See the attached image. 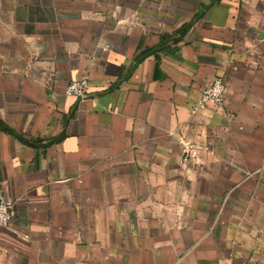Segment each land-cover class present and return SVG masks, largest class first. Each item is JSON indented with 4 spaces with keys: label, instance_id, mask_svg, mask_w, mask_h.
<instances>
[{
    "label": "crops",
    "instance_id": "1",
    "mask_svg": "<svg viewBox=\"0 0 264 264\" xmlns=\"http://www.w3.org/2000/svg\"><path fill=\"white\" fill-rule=\"evenodd\" d=\"M0 119V264H264V0H0Z\"/></svg>",
    "mask_w": 264,
    "mask_h": 264
},
{
    "label": "built area",
    "instance_id": "2",
    "mask_svg": "<svg viewBox=\"0 0 264 264\" xmlns=\"http://www.w3.org/2000/svg\"><path fill=\"white\" fill-rule=\"evenodd\" d=\"M90 72L87 71L81 77L73 79L66 84L65 92L77 97L84 98L88 95L90 86ZM47 83L54 81L52 72L45 75ZM229 85L225 77L221 74L216 75L212 81L205 85L197 100L191 105L193 115L200 113L207 108H222L227 100ZM17 214V202L7 196L3 189H0V226H8ZM28 236V235H27ZM230 264H241L232 262Z\"/></svg>",
    "mask_w": 264,
    "mask_h": 264
},
{
    "label": "trees",
    "instance_id": "3",
    "mask_svg": "<svg viewBox=\"0 0 264 264\" xmlns=\"http://www.w3.org/2000/svg\"><path fill=\"white\" fill-rule=\"evenodd\" d=\"M153 50V48H146L145 52L143 53V55L140 57V59L146 57L151 51ZM0 124L3 128H5L6 130H9V131H12L13 130L11 128H9L4 122L2 119H0ZM20 138L24 139L22 136L19 135Z\"/></svg>",
    "mask_w": 264,
    "mask_h": 264
}]
</instances>
